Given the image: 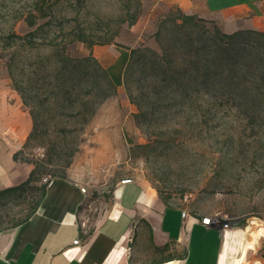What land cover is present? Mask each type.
I'll return each mask as SVG.
<instances>
[{"label":"rangeland","instance_id":"374dc122","mask_svg":"<svg viewBox=\"0 0 264 264\" xmlns=\"http://www.w3.org/2000/svg\"><path fill=\"white\" fill-rule=\"evenodd\" d=\"M216 5L140 0L128 26L122 19L136 0H0V113L9 115L4 105L19 98L37 125L18 156L37 166L35 181L21 197L0 198V228L28 214L44 179L59 178L87 184L90 224L121 177L144 179L168 206L222 214L243 231L242 243L254 223L264 228V41L222 38L205 14ZM176 8L197 18L177 25ZM135 48L156 55L128 60ZM63 53L92 55L115 86L92 103L93 114L81 100L98 102L103 79L91 68L89 88L78 70L63 67ZM254 249L264 257V235Z\"/></svg>","mask_w":264,"mask_h":264},{"label":"crops","instance_id":"0c3cea01","mask_svg":"<svg viewBox=\"0 0 264 264\" xmlns=\"http://www.w3.org/2000/svg\"><path fill=\"white\" fill-rule=\"evenodd\" d=\"M216 1L217 8L205 14L212 15L209 19L223 32L264 33V0ZM4 106L10 114L0 113V191L21 184L33 169L13 158L31 130V119L19 98ZM127 179L130 182H122ZM83 185L77 178L52 180L25 222L0 228V264H264V257L255 256L263 245L241 256L243 231L237 224L226 229L205 226L201 219L209 215L166 206L141 178L118 179L108 202L86 224L82 208L88 195L80 191ZM119 245L120 257L110 262Z\"/></svg>","mask_w":264,"mask_h":264},{"label":"trees","instance_id":"16d2710c","mask_svg":"<svg viewBox=\"0 0 264 264\" xmlns=\"http://www.w3.org/2000/svg\"><path fill=\"white\" fill-rule=\"evenodd\" d=\"M136 3H137V6H136L137 8L133 12L126 11L127 13H126L125 18L122 19V23H126L128 26H131L137 21L138 16H139L140 0H136ZM176 12H177L176 19L180 20L179 24H177V25H184L185 23L192 21L195 18H197L196 15L186 14V13L182 12L179 8H176ZM174 22H175V20H174ZM27 23L30 27L34 26V24H35L34 21L29 20V19L27 20ZM39 27L40 26L35 28V30L29 32L27 34V37L33 36L34 32H36V30ZM214 29L217 33H221L220 29L217 25L214 27ZM246 34L255 35L264 41V33L263 32H259L256 30H250V29L237 30V31L232 32V33H224L223 32L221 34V36H222V38H225L228 40H233V39L238 38L239 36L246 35ZM156 35L159 36L160 32L158 31L156 33ZM75 41H80V42L86 43V46L88 48H90L94 44L93 42L88 41L84 36H77L75 38ZM145 51H149L150 53H153L154 55H156V53L152 52L148 48H135V49H132L130 51V56H129L128 60L134 58V56L136 54L141 53V52H145ZM62 57L63 58H61V63L64 65L63 67L65 69H68L70 72L72 70H75V69L78 70L79 73H81V78L85 81V83L86 82L88 83L89 88H94V86H96V82H93V80L89 76L90 75L89 71L91 70V68L93 69V71L98 72L99 75H101L103 82H104V84L102 86L103 88L100 89V91H103V93H104V94L102 93V98H100L98 100V102L96 100H94V101H96V102H94L93 101L94 98H91V97H89L90 99L87 98V99L81 100V102H82L81 105L84 108V111L85 112L88 111V112H90V114H93L95 111V108L93 109V107L91 106L92 103L101 102L104 98L107 97V94H105V92L107 90H114L115 89V86H114L109 74L107 73V71L103 67H101V65L98 63V61L92 55L84 56L81 58H72L68 54L63 53ZM124 72L126 73V67L123 70V85L124 84L126 85V82H124V75H125ZM16 88H18V87L15 85L14 89L16 91H18V89H16ZM62 88H65V90H64L65 92L70 93V90L68 88H73V83L70 82V80H69V83L66 82L64 84V87H62ZM92 95H93V97H95V95L92 94V91H89L88 96H92ZM23 104H25L24 101H23ZM82 113H83V111L79 112V114H82ZM30 117H31V122H32V128H31V131L29 132V134L27 135V138H26L23 146L27 145V143L31 140V138L33 137V134L37 130V125H36V122H35V119H34V116L32 115V113H30ZM19 153H20V151L16 152L13 155V158L15 160L19 159L18 158ZM36 174H37V166L33 165V169L30 171L26 180L17 186L7 188L5 190L0 191V198L6 199V198H11V197H13V198L21 197L26 192V190L29 189L30 184L35 181ZM46 188H47V183H42L38 186L37 189L39 191V196L36 199V201L33 203L32 208L30 209L28 214L24 218H22L21 220L10 225V227H15V226L25 222L36 211V209L40 203L41 198L45 194ZM163 203L166 206H168L165 202H163Z\"/></svg>","mask_w":264,"mask_h":264},{"label":"bare ground","instance_id":"6f19581e","mask_svg":"<svg viewBox=\"0 0 264 264\" xmlns=\"http://www.w3.org/2000/svg\"><path fill=\"white\" fill-rule=\"evenodd\" d=\"M254 229H252L250 232H248L245 235V239L242 243V256L245 255V252L247 251V249L249 248H253L254 247V242L257 239L258 236H262L264 235V228L263 226H261L260 224H258L257 222L253 224ZM122 252V248L120 247V245L118 247H116V249L111 253L110 259L109 261H117V259L120 257Z\"/></svg>","mask_w":264,"mask_h":264},{"label":"built area","instance_id":"2783aa9c","mask_svg":"<svg viewBox=\"0 0 264 264\" xmlns=\"http://www.w3.org/2000/svg\"><path fill=\"white\" fill-rule=\"evenodd\" d=\"M44 182L47 183V186L51 184L52 181L44 179ZM123 183H128L130 182L129 179L127 180H123ZM80 191L82 193H85V189L84 187L80 188ZM182 217H184L186 215L185 211H182L181 213ZM233 222L229 221L225 216H223L220 213H214L210 216H207L205 218L201 219V224L208 226V225H213V226H217L220 227L221 229H226L228 228ZM78 240H74L73 244H77Z\"/></svg>","mask_w":264,"mask_h":264},{"label":"water","instance_id":"95a60500","mask_svg":"<svg viewBox=\"0 0 264 264\" xmlns=\"http://www.w3.org/2000/svg\"><path fill=\"white\" fill-rule=\"evenodd\" d=\"M220 228V227H219Z\"/></svg>","mask_w":264,"mask_h":264}]
</instances>
